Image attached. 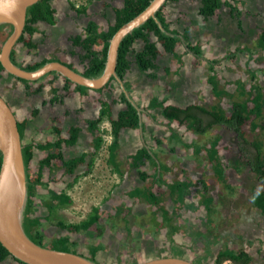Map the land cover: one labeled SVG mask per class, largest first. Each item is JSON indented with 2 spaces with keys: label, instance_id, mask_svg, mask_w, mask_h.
I'll return each instance as SVG.
<instances>
[{
  "label": "crops",
  "instance_id": "crops-1",
  "mask_svg": "<svg viewBox=\"0 0 264 264\" xmlns=\"http://www.w3.org/2000/svg\"><path fill=\"white\" fill-rule=\"evenodd\" d=\"M195 1L198 7H195ZM233 1H237L236 5L240 9L239 15L232 13L231 7L223 4L213 16L208 18L200 14L201 0L166 1L163 12L170 27L180 33L181 41L176 44V51L181 55V59L165 50L152 32L150 39L157 44L159 50L157 58L159 68L156 71L139 69L135 62V54L143 48L144 41L136 40L127 54L131 63L124 77H120L122 82L112 76L101 88L85 86L87 88L77 89L76 84L78 83L54 71L31 82H23L5 71L2 72L0 93L12 107L18 123L24 124L21 137L24 145L55 140L58 137L66 138L72 126L81 128L77 143L75 145L63 144L62 159L53 158L51 166L45 169L42 178L44 184L37 187L35 196V198H40L45 206L47 201L54 204L55 208L51 214L55 215V210L61 207L66 209L70 203L57 205V201L51 198L52 194L61 191L69 194L76 183L85 179L90 180L89 185L96 183L102 187L101 199H107L104 203L110 205L107 204L108 212H105L103 217L101 213L98 224L94 225V232L98 238L83 247L79 244L77 237L69 235L71 241L77 242V245L73 247L78 250V253L89 256L92 246L97 245L100 250L96 254V260L100 264H106L98 258L107 257L105 252L103 254L101 252L104 248H108L105 245L107 241H113L112 237L105 232L112 231L118 233L117 238H114L116 243L128 241L131 244L130 247L126 243L128 247L136 248L141 237H136L131 231L133 225H130L129 218L130 216L136 218L143 208L147 211L154 207L157 211L155 206L138 195L143 187L152 184L154 191H162L163 204L173 216V223L178 230L173 233L171 227L162 222L160 211L161 220L157 221L156 225L157 223L161 225L154 229L150 226L147 228L149 238H155L159 228L162 231L168 228L167 231L171 233L169 238L174 243L180 223H182L180 209L192 211L200 207L204 210V220H200V225L204 226V229L199 230L194 237L195 248L199 247L196 244L199 241V244H212L217 248L216 252L226 247L235 251L244 250L252 257L249 264H255L258 261V255L264 264V211L253 200V194L263 189L264 183L250 168L246 159L240 160L238 168L233 167L234 160L241 154L236 144L235 133L224 126L217 125L201 134L178 120H168L163 115L161 107L150 106L152 99L156 97L158 100H163L165 104L180 107L198 104L210 108L217 105L228 113L222 104L225 100H230L232 110L234 98L225 95L218 96L208 79L211 73L209 64L213 59L219 60L215 65V72L220 89L224 88L230 93H235L238 81H242L246 89H250L251 85L256 83L264 93V49L257 47V40L264 28V0H244V4L240 0H231ZM81 2L82 0H77L76 6ZM123 3L124 0H90L85 4L87 5L85 12H78L68 0H52L55 22L53 24L45 21L37 22V31L31 37L36 46L28 47L24 41L17 42L12 49L11 57L23 66L43 60L61 61L83 73L87 60L81 58L84 51L81 46L73 44L72 37L77 35L84 37L89 21H94L98 30H107L116 21L115 9L122 7ZM181 21L182 23L179 24L178 22ZM186 27H189L191 44L200 45L202 50L200 55H196L187 47V42L182 37ZM235 34L238 41L233 44L231 38H234ZM25 38L27 40L29 36L26 34ZM101 47L102 42L94 45L97 50ZM238 47L243 50L237 51ZM251 71L255 72L254 78H251ZM152 72L155 75H151ZM39 86L42 87L37 91ZM122 94L137 110L138 124L136 125L119 121L120 111L127 108ZM52 99L55 100L52 101ZM102 101L109 104L110 120L118 124V148L114 151L112 160H110L107 147L112 136L107 134L108 142L105 139L103 147L95 151L93 139L97 132L92 133L88 128V121L99 117ZM110 120L105 118L101 128L110 127V130ZM254 120L264 123V112L262 119ZM56 128H59V134ZM214 129L217 133L208 137L209 132ZM219 129H225L234 134V146L227 145L226 138L224 139L219 133ZM244 130L248 141L259 138L263 141L264 148V130H260L259 127L253 130L250 122L246 123ZM173 134L177 136H172ZM202 137L206 139L201 141ZM216 138L218 139L216 145L218 154L225 168L226 182L216 178L213 164L207 157L205 147H210ZM195 143L202 146L199 153L194 150L193 144ZM142 147L149 149L152 159L147 157H143L142 160L134 159V155ZM250 149L253 150L252 147ZM48 152L34 148V155L26 165L30 177L35 175L33 180L39 169L40 160ZM85 153L88 155L87 160L73 172H66L63 160ZM93 154L95 161L90 166L88 161ZM32 165L35 167L34 174L31 171ZM142 173H147L148 176L145 178ZM155 174L161 177L162 183L153 181ZM206 174L209 178L205 176ZM179 180L192 182L189 193L184 197V204L191 203L194 205L192 208L185 206L182 201H175L178 195H173L168 189L167 184ZM203 183L208 185L207 192ZM199 191H201L200 200H193L191 197L199 195L197 194ZM207 195L213 197L211 213H208L203 204ZM167 200L176 204L177 207L167 206L169 205V203L165 204ZM119 216L120 219L117 218ZM44 218L46 219V215ZM110 218L111 221H109ZM188 221L192 222L191 218ZM99 228L101 234L98 233ZM123 233L124 238L120 240ZM119 234H122V237ZM59 236L62 235L57 237ZM111 247L118 249L112 245ZM193 254L198 253L194 250ZM199 255L203 259L207 258L205 255ZM215 257H213L214 262ZM195 262L198 263V261ZM1 263L22 264L11 256L0 261Z\"/></svg>",
  "mask_w": 264,
  "mask_h": 264
},
{
  "label": "trees",
  "instance_id": "trees-1",
  "mask_svg": "<svg viewBox=\"0 0 264 264\" xmlns=\"http://www.w3.org/2000/svg\"><path fill=\"white\" fill-rule=\"evenodd\" d=\"M52 0H39L36 3L32 4L27 9L26 24L23 30V33L18 39V42L24 41L28 47H35L36 44L31 40V37L35 31H37L36 24L39 21H45L50 24L55 22L54 18V8L51 4ZM73 7L77 8L78 12H85L86 3L90 0H85L76 6L77 0H68ZM150 0H124L123 6L115 9L116 21L114 24L110 25L107 30L100 31L94 21H89L86 26V35L82 37L77 35L72 37L73 44L81 46L84 51L81 54L83 60H87L85 63V69L83 74L89 77L98 76L103 72L105 67V62L107 58V51L109 40L115 33V31L125 22L136 16L140 13L148 4ZM237 1L231 2V0H201L200 5V14L205 18L211 17L216 13V10L220 8L223 4L231 7V12H235L239 15V7L236 5ZM164 5L156 12L155 17H150L147 21L141 24L139 27L135 28L131 33L127 34L120 43L118 50V60L116 66V72L119 77L123 78L127 69L130 66V60L127 58V54L130 51L132 44L136 40H143L144 46L140 51H137L135 54V62L139 69L141 70H154L156 71L159 68L157 58L159 55V50L157 44L150 39V33H154L158 41H160L165 50L173 53L175 57L181 59V55L176 51V44L181 41L180 33L170 27V23L166 20V17L163 12ZM160 23V24H159ZM13 31V26L9 23L0 24V48L6 38ZM29 36V39L26 40L25 35ZM182 37L187 42V47L193 51L196 55L202 53L201 47L198 43L191 44L189 39V27H186L182 33ZM98 42H102V47L100 50L94 48V45ZM257 47L264 49V28L257 40ZM237 51L243 50V48L238 47ZM13 59V57H11ZM47 60L40 62H34L25 66L27 70H34L40 67ZM218 59H213L210 61V75L208 77L209 81L213 85L214 92L218 95H225L234 98L232 102V110L230 113H227L220 106H212L210 108L198 105L191 104L187 107H180L176 105L165 104L163 100H158V98H153L150 104L151 107L159 106L162 108L163 115L170 121L178 120L180 123H185L188 127L194 129L198 133H205L214 126H224L228 130L232 131L236 135V144L240 151V156H238L234 162L233 167L238 168L240 160L246 159L250 168L255 171L264 183V148L263 141L259 138H255L252 141H248L245 136L244 126L246 123L250 122L251 128L255 130L257 127L260 130H264V123L258 122L254 119H262L264 112V93L262 88L253 83L250 89L245 88V83L238 81V85L235 93H230L224 88H219V81L217 74L215 72V65L218 63ZM3 66L0 62V78L2 76ZM155 75L154 72L150 73ZM255 72L251 71V78H254ZM25 80V79H22ZM27 82V80H25ZM42 86H39L36 90L39 91ZM77 89L87 88L85 86L76 84ZM54 90V89H53ZM123 99L127 103V108L121 110L119 113V121L121 123L136 125L138 124V113L136 108L125 98V95L122 94ZM55 99H52V101ZM102 106L100 109V115L96 119H91L88 121L89 130L94 133L97 132L96 136L93 139L94 150L97 151L103 147L105 144V135L110 134L112 136L111 141L108 144L110 160L114 157V151L118 148V124L113 120H110V107L106 101L101 102ZM107 118L110 120L111 129L101 128V124L104 119ZM18 128L21 134L23 135L24 124L18 123ZM58 134L60 133L59 128H56ZM81 128L79 126H72L69 131V136L66 138L58 137L55 140H48L46 142L38 143H29L23 146V157L26 165L30 162L34 155V148L40 150L49 151L46 156H44L39 162V169L37 171L36 177L33 180L27 170V180H28V199L24 213L23 226L27 235L34 240L36 243L47 246L44 243V232L41 229L42 222L40 217L33 215L35 210V196L37 194V187L44 184L42 178L45 172V169L51 166V161L53 158L62 159L61 147L65 145H75L77 143L79 133ZM172 136H177L173 134ZM218 139L216 138L210 147H205L207 150V157L213 164V170L216 178L222 182H226L225 168L223 162L220 160L218 149L216 147ZM190 145V144H188ZM195 147L194 150L196 153H199L202 150V146L199 144H193ZM249 146V149H248ZM250 147L253 148L250 149ZM88 155L82 154L67 160H63V164L66 168V172H73L80 164L87 160ZM94 154L90 157L88 164L91 166L94 163L93 159ZM143 157L152 159L149 149L146 147L140 148L137 153L134 155V159L142 160ZM2 161V154L0 151V166ZM143 174V173H142ZM145 178L148 176L147 173L143 174ZM153 181H159L162 183V179L157 174L154 175ZM154 183V182H152ZM158 183V184H159ZM191 181H175L171 184H167L168 189L174 195H178L174 199L175 201L184 202V197L189 193V188L191 186ZM205 191H208L207 183H203ZM139 196H142L146 199L147 202L156 207L157 211L162 213V222L167 223L171 227L172 232L178 230V227L173 223V216L170 214L169 210L165 208L163 204V193L162 191H154L152 184L148 187H143L142 191L138 193ZM254 202L264 211V187L259 189L253 194ZM52 200L57 201V205H63L72 202L71 196L66 191H61L57 194L51 195ZM106 201L107 199H102ZM213 197L210 195L205 196L203 204L206 206L208 213H211L213 210L212 207ZM189 208H192L194 205L184 204ZM46 208L48 209V215L46 219H49V215L54 211L55 205L51 204L50 201L46 202ZM101 217V209L98 204H95L91 207L90 213L85 219H82L78 222H66L62 219L56 222V225L65 229L69 232H81L90 229L95 224H98ZM98 233L101 234L100 228ZM65 244L68 243L72 246L77 245V242L71 241L69 235H62L55 237L52 240V244ZM55 249L66 250L64 248L56 247L51 245ZM100 250L99 246H92L90 249V255L87 256L91 260L97 262L96 254ZM67 251V250H66ZM75 252V251H72ZM11 254L8 249L0 242V261L5 260L7 257H10ZM13 257V256H11ZM15 260L19 261L17 258L13 257ZM252 257L244 250L235 251L230 248H225L220 250L215 257V264H222L224 261H231L233 264H249ZM22 264H27L25 262L19 261ZM264 262V254H263ZM98 263V262H97Z\"/></svg>",
  "mask_w": 264,
  "mask_h": 264
},
{
  "label": "water",
  "instance_id": "water-1",
  "mask_svg": "<svg viewBox=\"0 0 264 264\" xmlns=\"http://www.w3.org/2000/svg\"><path fill=\"white\" fill-rule=\"evenodd\" d=\"M37 1L39 0H0V24L9 23L13 26V31L0 48L2 72L6 71L27 80H36L55 70L75 83L96 89L104 86L112 76L121 81L116 72L121 41L150 17H155L156 12L168 0H150L140 13L115 31L109 40L103 72L92 77L76 71L61 61H49L35 70H27L12 60L11 51L23 33L27 9ZM23 146L17 116L0 93V151L2 154L0 166V242L8 249L11 256L27 264H100L78 252L55 249L51 245H40L27 235L23 226L28 199V180ZM129 264L198 263L182 256L162 255Z\"/></svg>",
  "mask_w": 264,
  "mask_h": 264
},
{
  "label": "rangeland",
  "instance_id": "rangeland-1",
  "mask_svg": "<svg viewBox=\"0 0 264 264\" xmlns=\"http://www.w3.org/2000/svg\"><path fill=\"white\" fill-rule=\"evenodd\" d=\"M240 2L242 4H244V0H240ZM196 3V1H195ZM198 7L197 3L196 6ZM197 10V8H196ZM224 12V11H223ZM179 24L182 23L178 22ZM236 34L234 35V38L232 39V43L234 44L235 42L238 41V38H236ZM251 36V35H250ZM239 37V36H238ZM251 38V37H250ZM251 40V39H250ZM249 40V41H250ZM164 57V56H163ZM162 57V59H164ZM223 107L226 108V110L228 111V113L231 111V102L230 100H225L223 102ZM103 126V125H102ZM106 128H110V127H106ZM210 134L208 135V137L212 136V134L217 133V130H211L209 132ZM219 133L222 134L223 138L226 140L227 145L232 144L234 142V134L230 133V131H227L225 129H219ZM109 136H105L106 141L108 142ZM206 139V137H202L201 141H204ZM109 143V142H108ZM234 146V145H233ZM41 155V154H40ZM32 173L34 174L35 172V167L32 165ZM203 171V170H202ZM207 168H206V172H207ZM204 172V171H203ZM32 175L31 178H34ZM207 178H209V175H205ZM90 180L89 179H85V180H81L80 183H76L75 187L71 188L69 194L72 198V202H70L69 205H67V208H59V210H55V215L51 214L49 219H45L44 216L48 214V210L46 208V206L44 205V202H41L40 198H35L36 201V211L33 213V215H37L40 217L41 221H42V227L41 229L44 232V243L47 245H55L56 247L59 248H64L67 251H76L78 252V250H76L72 245L65 243V244H52V240L57 237L58 235H63V234H68V235H72L74 237H77L79 239V244L81 246H87L90 242H94L98 237L97 234H95L94 232V225L87 231H83L82 233H76V232H69L65 229H60L57 225H55L54 223L60 219L66 221V222H78L82 219H85L88 214L90 213L91 207L95 204H98L99 206L101 205V213H102V217L103 214H105V212H108L107 206L110 205L108 203H104V201L101 199L102 198V193H101V188L99 185H97L96 183L90 184L89 185ZM247 185H250L248 183H246ZM246 185V186H247ZM148 187V186H146ZM43 188H47V187H43ZM42 188V189H43ZM201 188V187H200ZM235 190V188H234ZM245 192V190H243ZM45 192V191H43ZM47 192V191H46ZM89 192V194H88ZM196 197H191L193 200H200V196H201V191L197 192ZM47 195V194H46ZM195 196V195H194ZM169 203V205H167ZM108 204V205H107ZM165 204L167 206H169L170 208H176L177 205L171 203L169 200H167L165 202ZM153 209H146L143 208L141 209V213L140 215L136 216V218H133L132 216H130L129 218V223L132 226L131 231H133V233L135 234L136 237H141L139 238L138 241V246L136 248H130L131 244L130 242L126 241V243H128L130 245V247L127 246V244L124 242H120V244L114 240V238L116 239L117 237V232L116 231H112V232H105L107 233L108 236L112 237L113 241H107L105 244L106 247L108 248H104V250L101 252V254H103V252H105V254H107V257H105L104 259H101L100 257L98 258L99 260L104 261V263L106 264H129V263H133V262H137V261H143V260H147L153 257H158V256H162V255H181L182 257L191 259V260H195L200 262L201 264H215L214 262V258L215 257V253H217V248L213 247L212 244L209 245H205L204 243L199 244L197 241V245L199 247L194 246L193 244V240L195 239L194 237L196 236L197 232L199 230H203L204 226L200 225V220H204L203 217V208L200 209H193L192 211H187V209H180L181 213H182V223H180L181 225L179 226V231L178 234H174L176 235V240L174 243L171 242L169 236L171 233H169L167 229H163L160 230L156 235L155 238H149V236L147 235V228L150 226V228H158L160 227V223L156 225V222H160L161 220V216H160V211H155V208L152 207ZM65 209V210H64ZM111 209V208H110ZM109 209V210H110ZM118 219H120L121 217H117ZM191 218L192 222H189L188 220ZM113 219V218H112ZM109 221H111V218L109 219ZM180 221V219H179ZM192 223V224H190ZM177 224V223H176ZM196 228V229H195ZM177 231H175L174 233H176ZM112 235V236H111ZM122 237V234H119ZM124 233H123V237L120 238V240H122L124 238ZM173 236V235H172ZM125 244V245H124ZM111 245L113 247H118V249H114L111 247ZM215 245V244H213ZM80 246V248H82ZM125 246V247H124ZM127 246V247H126ZM212 246V247H211ZM196 251L198 254L194 255L193 251ZM83 251L86 252V249L83 248ZM114 252L116 254H114ZM199 254L205 255L207 256L206 259H203ZM258 261L255 262V264H262L261 261V257L260 255H258ZM2 264V263H1ZM6 264V263H5ZM223 264H233L231 261H225Z\"/></svg>",
  "mask_w": 264,
  "mask_h": 264
},
{
  "label": "flooded vegetation",
  "instance_id": "flooded-vegetation-1",
  "mask_svg": "<svg viewBox=\"0 0 264 264\" xmlns=\"http://www.w3.org/2000/svg\"><path fill=\"white\" fill-rule=\"evenodd\" d=\"M17 42H18V40H17ZM17 42H16V43H17ZM3 43H4V42H3ZM2 45H3V44H2ZM13 48H14V46H13ZM13 48H12V49H13ZM11 52H12V51H11ZM12 60L14 61V59H12ZM49 61H54V60H47L46 62H49ZM14 62H15V61H14ZM46 62H45V63H46ZM15 63H16V62H15ZM45 63H43V64H45ZM17 64H18V63H17ZM43 64H42V65H43ZM18 65L23 66V64H18ZM27 65H28V64H27ZM27 65H26V66H27ZM42 65H41V66H42ZM41 66H40V67H41ZM23 67L25 68V66H23ZM38 68H39V67H38ZM25 69H26V68H25ZM36 69H37V68H36ZM34 70H35V69H34ZM52 71L57 72V71H55V70H52ZM52 71H50V72H52ZM5 72H6V71H5ZM50 72H48V73H50ZM7 73H8V72H7ZM58 73H59V72H58ZM9 74H11V73H9ZM46 74H47V73H46ZM60 74H61V73H60ZM11 75H13V74H11ZM61 75H62V74H61ZM13 76H14V75H13ZM14 77H16V76H14ZM16 78H18V79H20V80L23 79V78H19V77H16ZM25 80H27V79H25ZM25 80H22V81H23V82H26ZM36 80H37V79H36ZM31 81H35V80H27V82H31ZM7 102H8V101H7ZM217 253H218V252H217ZM216 255H217V254H216ZM227 261H229V260H227ZM224 262H225V261H224ZM224 262H223V263H224ZM198 263H199V262H198ZM223 263H222V264H223Z\"/></svg>",
  "mask_w": 264,
  "mask_h": 264
}]
</instances>
